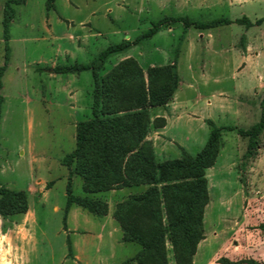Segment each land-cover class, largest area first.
Listing matches in <instances>:
<instances>
[{"label": "rangeland", "instance_id": "obj_1", "mask_svg": "<svg viewBox=\"0 0 264 264\" xmlns=\"http://www.w3.org/2000/svg\"><path fill=\"white\" fill-rule=\"evenodd\" d=\"M7 1L0 0V68H6L0 91L4 98L0 125V187L26 190L29 185L44 179L47 188L53 186V192L60 195L63 205L67 202L63 194L69 171L61 161L76 149L77 124L92 117L93 74L92 71L81 74L79 87L82 102L78 108L71 104L69 95L56 91L54 81L39 68L44 69L52 62L60 65L91 64L104 49L126 40L134 42L152 28L153 22L165 17L187 16L190 12L192 19L209 22L242 16V12H230L227 7L199 12L193 9L197 8L196 2L189 6L185 0H54L51 8H48L49 0H26L24 4L14 6L16 14L5 33L3 19ZM68 2H72L73 7L67 8ZM257 11L264 18V3ZM56 14L65 18L61 28L65 30L66 43L74 42L69 40V34L79 31L82 21H90L95 27L94 33L103 35L99 41L91 42L87 52L78 57L77 62L64 61L57 51L60 42L46 29L47 19L55 21ZM235 26L240 28V33H244V25ZM184 30L183 23L165 26L157 35L135 44L124 55L111 56L105 64L106 73L116 66L114 64L120 56H128L136 59L147 72L149 68L171 65L177 58L183 82L176 92L177 96L188 107H194L196 103L197 108L180 109L177 116L170 115L168 105L152 110L155 119L166 120L164 116L168 115L171 125L177 121L182 127L179 134L160 135L162 142L154 145L160 161L180 158L183 150L192 155L202 150L211 131L209 121L215 122L216 119L213 107L221 92L232 96L225 102L228 109H234L235 113L223 117L219 124L215 122L218 126L249 129L260 122L264 110V89H260L262 87L258 82L245 78V73L241 75L235 71V55L229 48L233 41L230 26L211 30L214 35H220L219 40L210 45L207 42L201 44L194 58H189L187 54V34ZM191 32L197 37L199 31L192 28ZM237 43L238 40L233 43V52L241 57L243 46ZM66 46L64 42L63 48ZM256 49H259L257 44ZM151 62L154 66H150ZM190 64L194 66L193 74L188 71ZM240 64L239 60L242 69L244 66ZM249 90L255 91L250 95ZM235 93H238L237 97H233ZM245 105H249L253 115L243 110ZM192 132L196 139L191 138ZM247 148L248 139L241 137L237 131H223L218 160L214 167L207 170L210 203L206 209L205 227L209 241L198 257L199 263L215 254L218 258L215 264H222L219 263L221 258L236 262L252 257L254 252H264V131L253 157H246ZM142 189L126 188L118 196L103 192L94 197L110 199L113 204L121 195L139 193ZM73 193L78 197L86 196L83 180L77 175L73 179ZM37 211L40 219L37 231L45 230L47 238L45 233L34 230H30L28 235L38 240L39 249L45 252L43 256L47 261L52 252L51 245L55 246L58 254L57 249L64 239L58 235L59 228L63 226V214H56L42 206ZM16 224H19L16 218L4 220L0 216V252L3 253L0 262L4 264L6 258L10 261V252H17L10 242V229ZM15 231H19L17 227ZM99 231L98 225H94L93 232L98 234ZM124 248L115 252L114 256L105 250L90 252L94 261L92 264H99V261L117 263L133 257L140 246L128 243Z\"/></svg>", "mask_w": 264, "mask_h": 264}, {"label": "trees", "instance_id": "obj_2", "mask_svg": "<svg viewBox=\"0 0 264 264\" xmlns=\"http://www.w3.org/2000/svg\"><path fill=\"white\" fill-rule=\"evenodd\" d=\"M54 0H49L48 8ZM26 0H8L4 7L3 25L7 33L15 17L14 6ZM183 23L185 29L207 31L238 23L250 28L244 17L235 21L218 18L209 22L188 16L165 17L152 23V28L134 42L123 41L103 50L91 64L58 66L56 74L92 71V117L77 124L76 149L62 159L69 171L64 223L73 206L104 217L109 213L106 200L94 195L126 188L143 187L120 201L113 213L123 241L140 246L137 254L122 264H194L200 243L206 238L205 215L210 203L207 170L214 167L220 155L225 129L237 131L248 139L246 157H253L264 131V110L260 122L249 129L221 127L209 121V138L196 155L183 150L180 158L158 160L148 135L152 128L166 126L164 118L152 120V110L169 105L179 89L177 58L171 65L149 68L147 72L136 59L128 58L108 72L107 60L128 51L132 46L157 35L163 27ZM5 67L0 68V91ZM4 98L0 94V125ZM83 180L84 197L73 193V179ZM29 211V192L0 187V216L4 220L24 216ZM71 255L72 245L69 242ZM222 264H263L253 258Z\"/></svg>", "mask_w": 264, "mask_h": 264}, {"label": "crops", "instance_id": "obj_3", "mask_svg": "<svg viewBox=\"0 0 264 264\" xmlns=\"http://www.w3.org/2000/svg\"><path fill=\"white\" fill-rule=\"evenodd\" d=\"M184 1V0H183ZM188 2L189 6L192 5V2L197 3V11H214L219 8L227 7V9L232 12L236 11L237 13L242 12V16L237 19L241 18H248L253 23H255L258 20H264L263 17H261L257 11L259 7L264 3V0H185ZM73 7L72 2H68L67 8ZM76 9H78V5L75 6ZM190 12L187 13V16L189 17ZM253 14V15H252ZM57 15V14H56ZM93 15H95V12H93ZM235 16L237 14L235 13ZM191 18V17H189ZM192 19V18H191ZM231 19L233 21L237 20ZM65 18L58 14L55 21L47 19L46 22V29L47 31L53 36V38L58 42H60V47L57 49L58 52L62 55L64 58V61H76L77 58L82 56V54L87 52V49L91 46V42L99 41L100 38L103 37L101 33H94L95 27H92V23L90 21H82L80 22L81 29L79 31H75L73 33L69 34V40L74 42H67L66 43V36L64 34L65 30L61 28L62 23L64 22ZM195 20V19H192ZM197 21V20H195ZM73 22V21H71ZM235 25H241L238 23H232L230 25L231 29V38L233 41L229 45L230 52L235 55V59L233 60L236 65L237 74L244 75L245 78L249 77V80H253L259 83L262 88L264 89V23L261 25H254L250 28L246 27L245 25V31L244 33H240V28H237ZM236 27V28H235ZM191 29H185V33L187 34L186 37V43L188 46L187 54L189 58H194L196 56V51L200 49L201 44L204 42H207L208 45L210 43H215V40L220 35H214L211 30L207 31H199L197 34V37L192 34ZM68 30L70 28L68 27ZM69 32V31H68ZM237 32V33H236ZM236 33V34H235ZM240 33V35L238 34ZM219 40V39H217ZM238 40V43L240 42L243 46V53L241 57H238V53L235 54L233 52V43ZM65 45V49L63 48ZM237 43V44H238ZM256 44L259 46V49H256ZM53 48L54 44L52 45ZM262 48V50H261ZM105 50V49H104ZM102 52V51H101ZM121 55H124L121 54ZM129 58L128 56H120L119 61L114 64L117 65L119 62ZM241 58V59H239ZM239 60L241 62V66H244L242 69H240L239 66ZM263 63V64H261ZM84 64L85 63H80ZM260 64L262 67L260 68ZM68 64L63 63V65H60L59 63L52 62L51 65H48L46 68H39L40 71H45L49 79L54 81L56 85V91L58 93H65L69 95L71 104L75 105V107L80 108L81 107V88L79 87L80 77L81 73L77 74H56L52 70L58 66H67ZM73 65V64H72ZM150 66H154V63H150ZM179 70V69H178ZM188 71L193 74L194 72V66L189 65ZM85 72V71H84ZM248 75H247V73ZM256 72V73H254ZM180 75V74H179ZM181 79V77H180ZM259 81H262L259 82ZM182 79L180 81L179 89L182 87ZM94 86V84H93ZM191 87V85H189ZM178 89V90H179ZM249 94L251 95L255 90H249ZM238 93H235L233 97H237ZM218 101L214 104V112L216 114V119L214 120L217 124H219V120L221 121L223 117L228 116L230 113H235L234 109L229 110L227 103L225 100L230 97L231 95H228L225 92H221L219 94ZM232 97V96H231ZM93 105V99L92 104ZM167 111L170 112V115H178V112L180 109L184 108H197L196 103L194 107H188L182 101L181 97L178 98L177 93L174 97V100L171 104H169ZM246 110V112H250L252 115L254 114L253 110L249 107V105L243 106V110ZM155 117V116H154ZM152 117V120L155 119ZM159 117V116H157ZM167 120V124L162 129H154L152 128L149 135L148 140L153 141L155 146H158L160 139V135L169 134L175 135L179 134L182 127L180 126V123H176L177 121H174L171 125L170 123V117L168 115L164 116ZM176 123V124H175ZM222 127V126H221ZM199 137V134H198ZM192 139H196V135H194V132H192ZM189 139V138H187ZM69 173V172H68ZM69 177V174L67 178ZM47 181L44 179H39L34 185H29L26 189V191L29 192V211L24 216H18L16 219L18 220L19 224H16L13 229H10V242L12 243L13 249H16L17 252H10V261H5V264H92L93 259L90 258V252H109L110 256H114L115 252H120L122 249H125V245L128 244L123 241V232L116 221V219L113 216V213L115 211L116 205L124 200L126 197L131 195L129 193H126L124 195H121L120 199L118 201H114L113 204L111 200H106L109 205V213L108 215L97 218L95 215L89 213L88 211L79 208L78 206H73L68 215H67V221L64 223V209L65 205H63L60 195L56 192H53V186L48 187L46 185ZM54 183V182H53ZM54 185V184H53ZM67 190V187H66ZM124 189L120 190H113L110 193V195L118 196L120 193L123 192ZM63 197L67 199V192L63 194ZM30 198L32 199V203H30ZM42 206L43 208L50 209L52 212L59 214H63V226L59 228L58 235L61 237L63 236L64 239L60 243V246L57 250H59L58 254L56 252L55 246L51 245V251L49 254V257L47 261L44 259V253L41 252L40 243L38 240H34L32 237H29L28 232L30 230H34V232H39L41 234L45 233V230L37 231V228L40 227V219L38 216L37 208ZM98 225L100 228V231L98 234L93 232V226ZM16 227L18 228V232L15 231ZM45 238H47V235L45 233ZM209 241L208 235L206 233V238L200 243L198 252L194 258V264H198V257L203 251V248L207 246ZM69 242L72 245V252L70 255L69 252ZM52 244V243H51ZM19 249V251H18ZM123 251V250H122ZM137 254V253H136ZM135 254V255H136ZM1 255H3L2 252H0V259ZM134 255V256H135ZM133 256V257H134ZM132 258V257H130ZM261 263L264 264V252H254V255L252 257ZM129 258L122 259L117 263H111V264H122L124 261H126ZM216 254L209 257L206 261H201L199 264H215L217 261ZM246 259V258H245ZM0 264H4L3 261L0 262ZM99 264H107L103 261H99Z\"/></svg>", "mask_w": 264, "mask_h": 264}]
</instances>
